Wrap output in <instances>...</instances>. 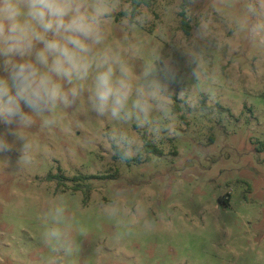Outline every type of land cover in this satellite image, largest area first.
Instances as JSON below:
<instances>
[{"label": "rangeland", "instance_id": "1", "mask_svg": "<svg viewBox=\"0 0 264 264\" xmlns=\"http://www.w3.org/2000/svg\"><path fill=\"white\" fill-rule=\"evenodd\" d=\"M248 2L188 0L185 34L184 0L142 6L133 16L144 22L132 25L122 23L129 0H119L105 46L137 78L161 57L173 64L171 114L134 128L97 117L85 94L58 108L54 125L38 118L24 133L30 162L16 151L0 158V264H264V33L238 26ZM110 130L146 137L162 155L115 159ZM80 175L107 178L75 191ZM58 206L71 252L42 242Z\"/></svg>", "mask_w": 264, "mask_h": 264}, {"label": "clouds", "instance_id": "2", "mask_svg": "<svg viewBox=\"0 0 264 264\" xmlns=\"http://www.w3.org/2000/svg\"><path fill=\"white\" fill-rule=\"evenodd\" d=\"M118 8L119 0H0V158L10 161L16 151L17 163L30 162L32 142L25 130L38 118L42 127L54 125L56 110L74 107L85 94L97 117L133 122L134 128L152 127L154 112L170 116L177 82L173 64L161 57L137 78L120 52L105 46L106 25ZM123 13L125 25L144 22L127 8ZM247 13L238 26L253 37L264 33V0H249ZM249 16L255 18L251 23ZM185 102L195 107V102ZM166 130L176 134L172 125ZM105 135L120 160L145 155L137 136L125 130ZM49 215L53 223L42 242L71 252L74 242L64 208Z\"/></svg>", "mask_w": 264, "mask_h": 264}, {"label": "trees", "instance_id": "3", "mask_svg": "<svg viewBox=\"0 0 264 264\" xmlns=\"http://www.w3.org/2000/svg\"><path fill=\"white\" fill-rule=\"evenodd\" d=\"M155 1L157 0H129L131 7H132V13L135 14L136 11L142 7V6H150L151 4H153ZM187 5H188V0H184V3L182 5V10L180 12V16L182 18V28L185 32V34H189L190 30H191V26H190V22L189 19L187 17ZM144 138V145H145V149L147 153H154V154H158V155H162V151L160 149H158L155 145H153L152 143H150L146 137ZM263 145V144H262ZM115 159H119L117 156L114 155ZM137 160V159H136ZM135 159H129L126 160L125 162L130 163L131 161H136ZM138 161V160H137ZM107 177H97V176H77L75 177V181H76V185L74 186L75 191L80 190V188L82 187V182L86 181V180H94V179H105ZM48 179L50 181H58L60 182L59 184H63V180H65L66 178L60 175H50L48 177ZM87 186V185H86ZM88 188V186H87Z\"/></svg>", "mask_w": 264, "mask_h": 264}]
</instances>
